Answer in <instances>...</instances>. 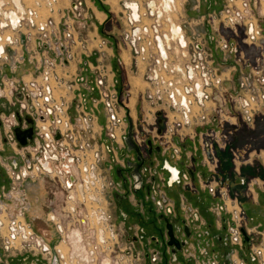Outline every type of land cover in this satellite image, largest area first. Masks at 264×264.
Returning a JSON list of instances; mask_svg holds the SVG:
<instances>
[{
    "label": "built area",
    "instance_id": "2783aa9c",
    "mask_svg": "<svg viewBox=\"0 0 264 264\" xmlns=\"http://www.w3.org/2000/svg\"><path fill=\"white\" fill-rule=\"evenodd\" d=\"M41 1L43 0L28 5L27 0H0V145L8 144L13 151L2 162L7 177L12 181L11 188L5 184L0 186V214H5L4 217L8 218L7 223L5 219H0V229L6 227L8 230L4 243L6 248L14 246L20 251L30 245L32 248H42L41 237L32 224L26 221L27 207L21 205L20 213L11 218L7 203L14 198L23 204L25 182L34 184L39 179L48 177L59 182L64 194L63 205L56 207L52 204L48 217L54 219L57 227L63 230L66 220L72 219L82 226L83 222L86 224L87 234H77V242L86 248L85 255L90 250V258L85 260L81 257L83 253L71 250L72 260L77 264H104L105 261L108 264H121L120 260L124 261L122 264H136L137 255L132 253V249L119 247L120 231L110 219V211L106 205L111 197L110 190L113 193V190L119 189L113 185L101 166L107 152L114 145L122 146L121 142L128 135L129 118L136 143L145 145L150 139L177 156L181 153V143L188 136L190 126L214 125L202 132L204 160L211 171L210 178L203 181V184L223 201L222 204L217 203L214 210L220 214L225 210L231 213L227 219L231 243L240 248L245 247L244 232L252 239L254 229L248 226L239 193L235 192L237 195L232 197L231 186L222 183L217 172L220 169L221 152L228 151L236 170V165L245 163L253 151L252 142L242 146L234 145V136L239 133L240 128L239 122H232L230 117L234 116L237 120L240 117L248 125H253L259 114L264 117V9L251 13L252 5L262 6L264 0H215L211 13L205 14L213 25L212 38L216 41L214 48L206 45L205 34L200 32L196 23L195 28L190 30L185 16L186 5L199 11L202 3H207L208 0H123L127 25L124 31L126 43L136 61L140 62L139 69L148 86L149 104L155 107V110L151 108L145 114L147 123H156L148 134L143 126H138L141 121L138 114L136 116L130 112L127 116L126 108L130 107L122 104L117 89L112 92L104 90L103 99L92 98L90 104L79 89H76L82 109L80 121L74 124L69 111L70 101L66 95H56L52 81L55 75L58 77L53 67L59 53L55 52L57 56L54 58L50 50L54 51L56 38L61 39L63 34L67 52L65 58L70 60L73 57V45L70 44L69 48L70 45L67 44L71 41L78 42L75 36L72 38L71 26L63 33L60 30L58 37L54 21L49 17L41 19ZM46 2L47 4L44 3L49 11H52L55 0ZM218 5L222 6L217 14ZM199 17L204 20L203 15ZM241 23L245 25L246 42L261 48V53L253 64L255 71L251 72L252 82L249 83L248 75L243 74L241 78L242 84L249 88L232 98L224 84L231 78V69L239 66L242 68L237 56L232 65L231 57L233 52L236 55L238 49L231 43V37L222 33L221 26L233 30ZM175 24L177 30L173 29ZM215 52L221 54L218 59L212 58ZM28 63H34L41 78L26 80L27 75L34 76L35 73ZM43 63L44 70L40 71ZM86 64L91 68V63L86 61ZM20 68L27 72L18 76L16 73ZM83 68L88 71L87 65L84 64ZM9 71L13 74L10 75ZM114 85L116 83L112 86ZM98 88L101 92L99 85ZM73 91L75 92V88ZM101 101L105 116L103 124L99 121L101 111L98 104ZM230 106L234 110L233 115L227 112ZM226 120L234 126L225 125ZM94 123L102 126L101 132H106L110 143L103 139L101 143H93ZM30 127L34 130L33 138L27 144H21L15 129L24 131ZM262 162L264 165V157ZM247 189L246 192L251 196L254 188ZM228 200L240 205L239 215L228 208ZM63 234L65 241V232ZM60 245L57 247L60 263L68 264V257L59 248ZM117 247L124 256L118 255L116 260L112 255L115 257ZM257 252L262 253V248L257 249ZM242 259L238 257V264H247L246 259ZM151 261L162 262L158 253L152 255ZM236 261L237 259L234 260Z\"/></svg>",
    "mask_w": 264,
    "mask_h": 264
},
{
    "label": "rangeland",
    "instance_id": "374dc122",
    "mask_svg": "<svg viewBox=\"0 0 264 264\" xmlns=\"http://www.w3.org/2000/svg\"><path fill=\"white\" fill-rule=\"evenodd\" d=\"M43 2V4L40 5L39 7V14L41 15V19L42 18H50V20L54 21L53 26L56 27V31H57V36L59 37L60 33L59 31L61 30L62 33L64 30L68 29V26H71L70 30L72 32V38L73 36H75V40L78 42V44L76 42L71 41V43H68L67 45H73L72 46V53H73V57L68 60L66 57V46H65V42H64V36L62 34L61 39L60 38H56L55 40V45H54V51H52V49L50 50L52 57H56V53H59V57H57L56 59V65L53 67V70L55 73L58 74L55 75L56 77L53 79V85L55 86V90H56V95L58 97L66 95V98L70 101L69 102V111L72 117V120L74 121V124L76 125L79 121H80V110L82 109V104H81V100H79L78 97L79 94L76 95L77 90L79 89V92L82 93L83 98L88 100V103L90 104V101L92 98H96V99H103V96L105 95V91L106 89L110 92L114 91V89H117V91L120 92V97L122 100V104L123 105H128L130 107L126 108L127 111V116H129L130 112L132 114L133 110H134V106L137 103V107H138V116H139V127H144L146 129V133L148 134L149 130H153L155 124H151L150 122H146L145 121V114L147 111H149L151 108L155 110V107H151L149 104V98H148V86H147V82L145 81V78L143 77L141 70L139 69L140 66V62L136 61V58L134 56V54L131 52L130 50V46L126 43L127 42V38L124 36V31L126 29V18H125V13H124V9H123V0H119V4L118 3H114L109 1V0H55V2L52 5V11H49V7L46 5L47 2L46 0L41 1V3ZM46 4H45V3ZM29 3V4H28ZM28 5H34L35 3L33 2H29L28 1ZM112 3L115 7L112 6ZM189 5H186L185 10H186V19H187V24L190 27V30L195 28V23L198 25V28L200 30V32H203L205 34V39L207 40V46L209 44V47L214 48L215 47V39L212 38L213 37V29L211 28L213 25L211 24V22H209L208 18V14L211 13L212 8H205V10H202L201 12H198V14L192 16V14L187 12V8ZM222 5H218V7L216 8V12L218 14L219 10L221 9ZM190 7H192L190 5ZM264 9V4L261 6H257L254 7L252 5V9L253 11H251L252 14L258 13V10ZM42 9V10H41ZM55 9V10H54ZM95 9H99L101 11H104L105 13H107L108 17L106 19H104L101 23H98L100 18H103V15H99L98 17L96 16V12L94 11ZM205 14H207L205 16ZM203 15L204 16V20L202 19V17H199ZM101 16V17H100ZM188 16V17H187ZM258 17V14H257ZM102 20V19H101ZM125 20V21H124ZM212 21V20H211ZM199 24H198V23ZM191 23V26H190ZM217 23V22H216ZM215 24V23H214ZM192 25L194 27H192ZM97 26H100L99 31H97ZM222 29V33H225L226 36L231 37V43L233 45L236 46V48L238 49L235 55V52H233V55L231 57V62L232 65L235 63L236 60V56L239 57L240 62H241V68H233L231 69V72L229 74V76L231 77L230 80L226 81L228 82V86L226 85L225 90L228 91V93L232 96V98H235L236 95L239 92H245L247 91V89L249 88L248 86H245L244 84H242L241 82V78L243 76V74L248 75L249 79V83L252 82V70L255 71V68L253 67V64L255 62V58L258 56V54L261 53V48L251 45L248 42H246L245 39V25L244 23H241L240 26H238V28H232L233 30L230 29H224L223 26H221ZM237 30V31H236ZM236 31V32H235ZM125 37V38H124ZM212 38V39H211ZM210 41V42H209ZM81 43V44H80ZM71 45L69 46V48L71 47ZM79 45L77 48L76 46ZM233 45H231V47H233ZM67 48V49H69ZM211 50V49H210ZM235 50V49H234ZM233 50V51H234ZM212 52V50L210 51ZM65 53V55H64ZM75 53V55H74ZM85 53H88L87 55ZM35 54V53H34ZM215 53H213L212 58H219L220 55H215ZM242 55L243 58H240ZM66 60L68 61H65ZM216 59V60H217ZM35 61V59H34ZM87 63H91V68L89 66V64ZM111 62L115 63V65H117L116 72H114V69L112 68ZM217 63V62H216ZM29 67L32 69V71H34V76L26 78V80L29 79H34V78H38L40 77V73L39 70H36L34 63H28ZM68 64V65H65ZM84 64L87 65L88 67V71L86 70V68L84 67ZM44 65L45 63H43L42 67L40 68V71L44 70ZM48 66H50L48 64ZM101 67H103L105 70H101ZM27 71L24 68H20L18 70V72L16 73L18 76L25 74ZM116 73V74H114ZM9 74L12 75L13 73L11 71H9ZM41 78V77H40ZM60 78V79H59ZM25 79V78H24ZM114 83H116V86H112ZM73 85V86H72ZM98 85L100 86V89L102 90L101 92L99 91ZM136 87V88H135ZM75 88V92L73 91V89ZM105 90V91H104ZM108 92V93H110ZM78 96V97H77ZM75 97V98H74ZM72 98V100H70ZM132 100V101H131ZM135 100H137V102H135ZM142 100V101H141ZM86 107V106H85ZM126 107V106H125ZM98 108L101 111L100 113V123H104L105 122V116H104V106H103V102H99L98 104ZM230 109H227V112L233 115L234 114V110L233 108L230 106L228 107ZM125 109V110H126ZM85 110V108H84ZM122 112L124 113V109H122ZM143 113V117H141V114ZM134 115H136L133 112ZM262 115V114H261ZM137 116V115H136ZM260 114L257 116L256 121L253 125H248L245 122H243V120L239 117V120H236V123L239 122V130L238 132L240 134H237L234 136V145H239V142H241V140L239 139L240 136L245 133L243 131H247L246 129H248V131H250L253 128L256 127L255 125L257 124L256 122L259 121V125H261V127L259 128L260 131L263 132L264 128L262 127V125L264 124V117H262L263 119H261ZM264 116V114H263ZM147 119V117H146ZM263 121H261V120ZM148 120V119H147ZM78 121V122H77ZM129 121V119H128ZM149 121V120H148ZM227 122H225V125H229L232 126V122L226 120ZM77 122V123H76ZM213 124H210L209 126H202V130L200 131L199 129H195V140L197 138H199L200 141H202V132L205 130L210 129L211 127H213ZM234 126V125H233ZM93 127V132L92 135H94L92 138L93 143L94 142H98L101 143L102 139L105 142H111V140L107 137L106 132L102 133L101 128L102 126L100 124L94 123L92 124ZM263 128V129H262ZM129 129V128H128ZM148 130V131H147ZM243 130V131H241ZM89 131V130H88ZM102 133V134H101ZM91 136V135H90ZM189 136V135H188ZM200 136V137H199ZM250 136V134H249ZM187 137V136H186ZM107 138V139H106ZM186 140V138H185ZM249 140V139H248ZM247 142V140H246ZM250 142V141H249ZM121 144L123 146H125L126 142L124 140V142H121ZM259 144V143H257ZM6 149L2 150L0 149V154L2 156H8L9 154H11L12 148L6 144ZM262 146L264 148V138H263V143L259 144L257 147ZM112 152H115L116 154L118 153V149L117 147L113 148V150H111L110 152H107V156L110 158ZM262 154V153H261ZM205 159V158H204ZM203 159V166L204 168V174L205 177H201V180L205 181L207 179H209V175L211 173L209 166L206 162V160ZM260 160L257 161V167L261 168L262 170H264V165H263V158H260ZM109 163H111V158L108 160ZM202 164V163H201ZM102 168H104L105 172L109 171V166H107V164L102 163L101 164ZM105 166V167H104ZM112 171V169H110ZM206 171V172H205ZM233 171H235V168L233 166ZM241 171L237 172L238 174H240ZM264 173V171H262ZM250 173V172H249ZM248 173V174H249ZM257 173V172H255ZM106 174V173H105ZM109 178H112L113 172H107ZM242 175H243V171H242ZM258 175L263 178L260 173H258ZM249 179V180H248ZM251 177L250 176H246L245 178V184L247 185L248 188H254L253 185H251ZM238 180H234L232 182V186H231V193H232V197H235L237 194L235 192H238L240 190H242V188L240 189V185L236 184L238 183ZM11 183L12 181L7 180V184L6 186L8 188H11ZM42 184L44 185V188L46 191H44L43 196L45 197V201L46 203L43 204L42 206V210L47 211L49 209V206L52 204H55L56 207H60L61 205H63V200H64V194L62 192V188L59 184L58 181H53L50 178L46 177L43 179H39L37 183H31V182H25V191H24V197H22L23 199V204H21V201H16L14 198L13 199H9L11 202H9L8 205V213L9 216L11 218H13V216H15L16 214L20 213V209H21V205L22 206H26L27 210L25 213L26 216V221L28 223L32 222L35 224L34 222V211L36 209V207L38 206V201L34 200V197L38 195L39 190L42 189ZM257 185H261L259 187H263V191L260 192V198H258L259 202L262 203L260 204V206H254V207H250L248 206H244L242 207L244 209V212L246 214L247 220H248V226H250L251 228L254 229V232H252V240L249 241V244L247 242V246L246 247H242L243 249V253L244 256L241 257L240 255L237 256V252L235 255H233V252L236 251V249L234 247H236L237 245L234 246V244H232L231 242L229 243L231 246L230 249V262L231 264H238V257H241L243 259H247L246 263L247 264H264V179L262 181V183L260 182V184L258 183ZM38 186V187H37ZM255 186V185H254ZM206 187V186H205ZM246 187V189H247ZM207 188V187H206ZM35 189V190H34ZM208 189V188H207ZM239 189V191H237ZM244 189V190H246ZM32 190H34L32 192ZM105 190H107V188H105ZM209 190V189H208ZM256 191L258 190L257 187L255 189ZM108 191V190H107ZM248 191V189H247ZM263 193V194H262ZM170 194L172 196H174L176 199L179 200L180 197V192L178 189H170ZM109 195H112V190H110ZM243 196L250 201H254V199L252 198V196H249L248 193L246 192L245 194H243ZM138 198L144 199L145 201V206L147 208L146 212H147V217H145L143 220H141V224L145 227L146 229V236H149L151 234H158V235H162L161 233V227L158 224V218L156 215V207L154 205V202L152 200H147L146 199V195L143 194V192H139L137 194ZM243 198V197H242ZM244 199V198H243ZM255 199L257 200V197H255ZM246 200V201H247ZM36 201V202H35ZM241 201V199H240ZM106 202V200H105ZM218 202V201H217ZM216 202V203H217ZM223 202V201H221ZM243 202V201H242ZM128 200L125 199L124 200V205L128 206ZM106 205H110L109 202H106ZM214 205V204H213ZM213 205L211 206V209L213 207ZM240 209L238 207V205L235 204H231L230 209ZM226 211V210H225ZM223 212L224 216L228 219L230 218L231 213L229 214L228 212ZM1 213V211H0ZM37 213V212H36ZM5 216V214H3ZM46 215V214H44ZM205 215L208 216L211 220H215V216L212 215L209 212H205ZM4 219L6 220V223L8 222V218L4 217ZM42 227L44 226L43 223H41ZM122 224V222H121ZM121 224L117 225L118 226V230L120 231V236L122 234V232L124 231L127 234V229H123L121 228ZM207 225V224H206ZM8 228V227H7ZM224 234L229 235L230 238V230L228 228V225H226V229H224ZM8 230L7 229H0V256L2 257V262H8L12 259V256H15L17 254H19L20 250H17L19 248L14 247V246H9V248H6V245H4L5 243V237L8 236L7 235ZM119 236V247L126 249H132V253L136 254V264H159V263H153V261L151 262H147V260L145 259L144 256V251L142 249V247H132V243L130 241L127 240L126 236ZM202 240H204V238H200L198 242H200V244L202 243ZM153 246H158L160 247V245L156 242H153ZM238 247V246H237ZM134 248V249H133ZM165 248V247H164ZM164 248L162 249V252L164 250ZM260 248H262V253L258 254L257 249L259 250ZM22 251H32V252H40L42 251L41 247H36V248H32V246H27V248L23 249ZM122 250H120L117 247V252L115 257L112 255V258H115L116 260L118 259V255L123 254L124 253L121 252ZM187 254L188 252L185 251L184 254ZM47 254H45L46 256ZM180 255V253H179ZM49 256V255H48ZM167 257V254H166ZM221 258L225 259V257H213L211 259V261L207 264H221ZM237 259L236 262H234V260ZM242 259V260H243ZM1 262V261H0ZM124 261L120 260V263L122 264ZM223 263V260H222ZM160 264H177V262H172L170 261V259H168V261H163Z\"/></svg>",
    "mask_w": 264,
    "mask_h": 264
},
{
    "label": "flooded vegetation",
    "instance_id": "af4514ba",
    "mask_svg": "<svg viewBox=\"0 0 264 264\" xmlns=\"http://www.w3.org/2000/svg\"><path fill=\"white\" fill-rule=\"evenodd\" d=\"M135 144L139 150L140 157L137 149L128 150L127 144H125V146L114 145V148L117 147L118 153L112 152L110 155L111 163L108 161L110 158L107 155L105 157L104 164L109 166V171L113 172L114 175L111 178L113 185H116L119 189L113 190L109 199L110 205L108 208L110 211V219L117 225H120L122 222L121 228L127 229V234L123 231L120 237L126 236L127 240L132 243V247L134 248L137 246L142 247L147 262H151L152 255L155 253L159 254L162 262H167L168 259L172 262H176L180 256L179 253L182 254L185 251H189L186 247L190 241L195 240V243L199 244L198 241L200 238L211 233L210 227L205 230H197L199 228L197 226L194 231L190 229L191 227L186 219H178L176 209L167 194V190L172 188L175 184H183L186 189L192 191L196 190L195 177H197L198 174L196 171L197 154L187 155L182 147L180 155L177 156L173 151L165 149L159 143L153 142L150 139L145 145H139L136 142ZM178 164L184 167L181 168ZM110 169H112V171ZM220 169L217 174L221 182L226 183L220 176ZM210 175L208 176L209 178ZM242 177L245 179V176L242 175ZM7 180L6 170L4 166L0 164V186L3 185V182L6 185ZM244 183L246 182L244 181ZM41 188L39 192H42V196L36 199L40 204H38L34 211L33 217L35 224L32 222V226L42 239V251H20L19 254L12 256V259L8 262H2V257L0 256V264H61L59 260V250H57L60 243L61 245L59 248H61L62 252L66 255L70 256L71 250H77V252L83 253L81 257L85 260L90 258V250L88 249V255H85L86 248L83 247L80 242H77L79 238L77 234H87L86 224L83 222V226H85L83 227L78 222H74L71 219L64 221L65 230L58 228L54 219L48 217V213L53 205H50L47 211L43 212L42 210L43 204L46 203L45 197L43 196L46 190L43 184ZM139 192H143L147 200H152L154 202L158 224L161 227V236L158 234L146 236V229L141 224V220L147 217L148 214L146 212L147 208L144 199L137 197ZM209 193L213 197H217L210 191ZM125 199L129 202L128 206L124 205ZM217 203L222 204L221 200ZM217 203H214L211 211L218 216V220H221V229L224 230L226 229L227 218L223 213L220 214L214 210V206ZM227 204L230 209L232 202L228 200ZM235 205H238L241 209L239 204ZM39 211L42 213H39ZM58 214L60 215L61 213ZM189 215L195 220V223L198 224L200 222V217L196 211L189 209ZM41 223H43V227ZM168 224L172 225L174 237L178 241V245L173 242L170 243L171 236ZM63 232H65V241H63ZM215 239L218 243L226 246V250L222 253V256L225 257V259L223 258V264H231V246L229 244L231 241L229 235L221 233L215 234ZM250 240L252 239L250 238ZM153 242L158 243L160 247L153 246ZM246 246L247 241L245 243V247ZM163 248L164 250L162 252ZM217 250V248H213V251H215L214 255L219 258L221 254L217 253ZM45 254L47 255L45 256ZM160 263L161 262H159V264ZM104 264H108V261H105Z\"/></svg>",
    "mask_w": 264,
    "mask_h": 264
},
{
    "label": "crops",
    "instance_id": "0c3cea01",
    "mask_svg": "<svg viewBox=\"0 0 264 264\" xmlns=\"http://www.w3.org/2000/svg\"><path fill=\"white\" fill-rule=\"evenodd\" d=\"M104 1V0H103ZM111 2L114 1V3H118L119 4V0H109ZM194 0H192L193 2ZM209 2L207 3H202L200 10L197 11L195 9H193L192 7H190V5L187 8V12L192 14V16L198 14V12H201L202 10H205V8H213L215 6L214 1L215 0H208ZM213 1V3H212ZM112 6L114 7L113 3ZM115 9V7H114ZM96 12V16L98 17L99 15H103V18H100L98 23H101L104 19H106L108 17L107 13H105L104 11H101L99 9H95L94 10ZM101 17V16H100ZM102 19V20H101ZM100 26H97V31H99ZM86 55L88 53H85ZM215 55H221L220 52H216ZM112 68L114 69V72H116L117 65H115V63L111 62ZM116 74V73H114ZM31 77L30 75H27L26 78ZM229 82V81H228ZM228 82H225L224 87L226 88V85L228 86ZM136 88V87H135ZM132 101V100H131ZM135 102H137V100H135ZM230 109V108H227ZM133 112L135 114H138L139 110L137 107V103L134 106V110ZM132 112V114H133ZM134 115V114H133ZM231 121L235 122L237 120L236 117L231 116ZM261 119H263L262 117H260ZM260 119V120H261ZM263 121V120H261ZM257 124L255 125L256 127L253 128L250 131H248V129H246L247 131H243L245 133H243L240 136V140L241 142H239L240 146L244 145L247 142H252L253 145V151L250 153L248 160L245 163H241V164H237L236 165V170L240 172V174L237 173V171H233V162L231 160V155L228 153V151H223L220 154V163H221V169H220V176L226 181L225 184L227 185H231L232 182L235 180H238L239 182L236 184L240 185V189L242 188V190L239 191V189L237 191H239V201L241 203V206L244 207L246 206H250V207H254V206H260V203L258 198H260V192L263 191V187H259L261 185H257L258 183L260 184V182L262 183L263 178H261L258 173H263L261 168L257 167V161L260 160V158L264 157V148L262 146L257 147L259 144L263 143V138H264V130L263 132L259 130V128L261 127V125H259V121L256 122ZM209 126V125H208ZM262 127L264 128V124L262 125ZM262 128V129H263ZM195 129H199L200 131L203 129L202 126H195L192 125L188 128V135L186 137V140H184L181 145L184 149L185 154L187 155H192L194 153H196V171L198 172L197 177H195V185H196V190L192 191L189 189H186L183 184H175L172 188L173 189H178L180 192V197L179 200L176 199L174 196H172L170 194V189L169 188L167 190V194L168 197L170 198L171 203L173 204L174 208L176 209L177 215H178V219H186V221L188 222V224L190 225V229L195 231V227H199L197 230H205L207 228L210 229V234L209 235H205L203 236L204 240H202V243L199 244L195 243V240H192L189 242L188 246L186 247L189 251H187L188 253L184 254H180L177 264H207L211 261V259L213 257H215V251H213V248H217L218 250L216 251L217 253L221 254L222 257V253H224V251L226 250V246L222 245L221 243H218L215 239V234H224V230H222V223L221 220H218V216L213 213V211H211V206L220 200V198L217 196L216 198L213 197L210 193L209 190L204 186L203 184V180H201V177H205V175H203L204 173V166H203V159H204V151L202 149V141L199 140V138H197L195 140ZM240 134V133H238ZM250 134V136H249ZM200 137V136H199ZM202 137V135H201ZM249 139V140H248ZM247 140V142H246ZM259 143V144H257ZM6 145H0V149L5 150L6 149ZM259 149V150H257ZM262 153V154H261ZM10 155V154H9ZM8 155V156H9ZM8 156H2L0 154V164H2L4 158H7ZM186 159V158H184ZM191 161V159H190ZM179 163V162H178ZM202 163V164H201ZM179 167L183 168L182 166H180L181 164H178ZM242 171H243V176H250L251 177V185H253L254 187V193H252V198L254 199V201H250L247 200L243 194H245L246 187L247 185L244 183L245 179L242 177ZM206 172V171H205ZM250 172V173H249ZM257 172V173H255ZM249 173V174H248ZM249 180V179H248ZM4 184V182L2 183ZM257 187V191L255 190ZM35 190V189H34ZM32 190V192L34 191ZM263 194V193H262ZM42 196V192H39L37 196L34 197V200L39 199ZM39 197V198H38ZM244 199H243V198ZM255 197H257V200L255 199ZM247 200V201H246ZM243 201V202H242ZM189 209H192L193 211H196L198 216L200 217V222L197 224L195 223V220L192 219V217H190L189 215ZM205 212H209L212 215L215 216V220H211L208 216L205 215ZM39 213H42L39 211ZM207 224V225H206ZM202 225V226H200ZM194 237V236H193ZM195 239V238H194ZM201 245V246H200ZM232 246V245H231ZM235 246V245H234ZM236 249L235 252H233V255L236 254L237 252V256H244L243 253V249L240 247H234ZM241 256V257H243ZM217 257V256H216ZM245 257V256H244ZM246 259V258H245ZM222 258H221V264L222 263ZM247 260V259H246Z\"/></svg>",
    "mask_w": 264,
    "mask_h": 264
},
{
    "label": "water",
    "instance_id": "95a60500",
    "mask_svg": "<svg viewBox=\"0 0 264 264\" xmlns=\"http://www.w3.org/2000/svg\"><path fill=\"white\" fill-rule=\"evenodd\" d=\"M132 129H133V125H132V121L131 118H129V129H128V135H126L125 137V142L128 146V150L131 149H137V146L134 142L133 136H132ZM15 133L17 135L18 140L21 142V144H27L29 140H31L33 138V134H34V130L32 127L22 131L20 128H16L15 129ZM137 152L139 153V150L137 149ZM139 157H140V153H139ZM168 227L170 229V236H171V241L170 243H176L178 245V241L175 239L174 237V233H173V228L171 224H168ZM245 235V239L249 244V240L250 237L246 235V233L244 232Z\"/></svg>",
    "mask_w": 264,
    "mask_h": 264
},
{
    "label": "bare ground",
    "instance_id": "6f19581e",
    "mask_svg": "<svg viewBox=\"0 0 264 264\" xmlns=\"http://www.w3.org/2000/svg\"><path fill=\"white\" fill-rule=\"evenodd\" d=\"M16 1H17V0H16ZM27 1H29L30 3H31V2H33V3L35 2V3H36L37 0H27ZM41 10H42V9H41ZM173 29H174V30H177V25H176V24L173 25ZM232 210H235L236 213L239 215V213H240V209L236 208V209H232ZM0 219H1V220L4 219V215H3V214H0ZM4 228L6 229V227H3L2 229H4ZM67 257H68V258H67L66 261H67L68 264H77L74 260H72V257H71V256L67 255Z\"/></svg>",
    "mask_w": 264,
    "mask_h": 264
},
{
    "label": "trees",
    "instance_id": "16d2710c",
    "mask_svg": "<svg viewBox=\"0 0 264 264\" xmlns=\"http://www.w3.org/2000/svg\"><path fill=\"white\" fill-rule=\"evenodd\" d=\"M261 176L263 177V179H264V173H261Z\"/></svg>",
    "mask_w": 264,
    "mask_h": 264
}]
</instances>
